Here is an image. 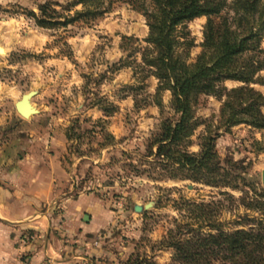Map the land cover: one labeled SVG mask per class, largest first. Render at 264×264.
Listing matches in <instances>:
<instances>
[{
  "label": "rangeland",
  "instance_id": "obj_1",
  "mask_svg": "<svg viewBox=\"0 0 264 264\" xmlns=\"http://www.w3.org/2000/svg\"><path fill=\"white\" fill-rule=\"evenodd\" d=\"M48 3L60 22L83 9L72 0H0V152L15 162L28 156L60 159L65 177L52 205L55 216L65 202L85 195L96 197L112 215L109 228L97 235L99 245L93 246L100 252L92 257L82 253L77 259L69 254L68 264H127L134 257L170 264L173 250L164 241L175 220L185 221L187 213L178 209L183 201L221 202L218 218L226 229L241 228L235 223L245 215L262 219L241 198L264 203V129L239 124L226 130L220 121L224 98L201 96L193 110L198 125L186 149L197 154L203 136L218 134V162L237 189L168 178L148 157L147 146L162 123L177 116L170 92L156 99L158 81L139 67L149 33L142 12L126 0H107L101 17L43 29L35 18ZM205 23L201 17L177 28L176 54L187 64L202 51ZM221 85L243 86L235 81ZM250 88L264 99V71ZM31 91L39 113L24 119L15 103ZM135 206L142 211L136 212ZM29 239L21 240V250ZM70 239L64 243L70 248L83 246ZM23 252L15 261L26 263L29 255ZM43 264L53 262L46 259Z\"/></svg>",
  "mask_w": 264,
  "mask_h": 264
},
{
  "label": "trees",
  "instance_id": "obj_2",
  "mask_svg": "<svg viewBox=\"0 0 264 264\" xmlns=\"http://www.w3.org/2000/svg\"><path fill=\"white\" fill-rule=\"evenodd\" d=\"M82 11L57 21L51 4L39 7L35 23L43 29L66 26L75 21L101 17L107 0H72ZM142 12L148 27L141 52L142 70L158 81L156 99L164 91L171 94L176 120H166L147 146L148 157L168 178H187L210 186L237 189L218 162L215 141L218 134L202 137L200 151L192 154L186 143L198 125L194 107L201 96L224 98L220 121L226 130L239 124L264 129V99L250 88L255 77L264 71V0H126ZM205 17L201 53L187 64L176 54L180 45L177 28ZM130 41V38H124ZM225 81L243 84L226 89ZM160 106V101H157ZM246 194V193H244ZM222 196L233 201L223 192ZM262 219L245 215L235 224L241 228L226 229L219 221L221 202L192 203L183 201L179 211L187 213L185 221L175 220L165 244L173 250L170 264H264V203H247ZM127 264H156L147 258L134 257Z\"/></svg>",
  "mask_w": 264,
  "mask_h": 264
},
{
  "label": "crops",
  "instance_id": "obj_3",
  "mask_svg": "<svg viewBox=\"0 0 264 264\" xmlns=\"http://www.w3.org/2000/svg\"><path fill=\"white\" fill-rule=\"evenodd\" d=\"M63 177L59 158L28 156L15 162L0 152V264L17 260L22 250L29 255L26 263L13 264H43L46 259L68 264L69 254L77 259L100 252L93 246L99 245L97 235L109 228L112 215L96 197L85 195L65 202L55 216L52 205ZM26 234L33 235L32 241L21 250ZM69 238L83 246L70 248L64 244Z\"/></svg>",
  "mask_w": 264,
  "mask_h": 264
},
{
  "label": "water",
  "instance_id": "obj_4",
  "mask_svg": "<svg viewBox=\"0 0 264 264\" xmlns=\"http://www.w3.org/2000/svg\"><path fill=\"white\" fill-rule=\"evenodd\" d=\"M35 95L36 93L34 91L28 92L27 94L23 95L19 101L15 103V110L17 114L22 118L29 119L39 113L31 102ZM262 183H264V172L262 173ZM134 209L136 212L142 211V207L140 206H135ZM85 220L88 221V216L85 217Z\"/></svg>",
  "mask_w": 264,
  "mask_h": 264
},
{
  "label": "bare ground",
  "instance_id": "obj_5",
  "mask_svg": "<svg viewBox=\"0 0 264 264\" xmlns=\"http://www.w3.org/2000/svg\"><path fill=\"white\" fill-rule=\"evenodd\" d=\"M0 54H4V49L1 45H0Z\"/></svg>",
  "mask_w": 264,
  "mask_h": 264
},
{
  "label": "built area",
  "instance_id": "obj_6",
  "mask_svg": "<svg viewBox=\"0 0 264 264\" xmlns=\"http://www.w3.org/2000/svg\"><path fill=\"white\" fill-rule=\"evenodd\" d=\"M29 238H32V237H28V238H27V236H26V237L24 238V240H25V241H28V240H30Z\"/></svg>",
  "mask_w": 264,
  "mask_h": 264
}]
</instances>
